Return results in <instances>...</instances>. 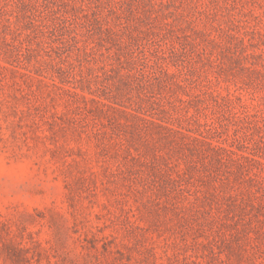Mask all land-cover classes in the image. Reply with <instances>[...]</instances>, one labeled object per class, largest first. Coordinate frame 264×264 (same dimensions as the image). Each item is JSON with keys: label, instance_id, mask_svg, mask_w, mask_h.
<instances>
[{"label": "rangeland", "instance_id": "obj_1", "mask_svg": "<svg viewBox=\"0 0 264 264\" xmlns=\"http://www.w3.org/2000/svg\"><path fill=\"white\" fill-rule=\"evenodd\" d=\"M0 264H264V0H0Z\"/></svg>", "mask_w": 264, "mask_h": 264}]
</instances>
